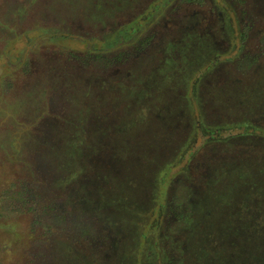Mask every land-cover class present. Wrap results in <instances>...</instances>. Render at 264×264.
I'll return each mask as SVG.
<instances>
[{"label":"rangeland","instance_id":"1","mask_svg":"<svg viewBox=\"0 0 264 264\" xmlns=\"http://www.w3.org/2000/svg\"><path fill=\"white\" fill-rule=\"evenodd\" d=\"M0 264H264V0H0Z\"/></svg>","mask_w":264,"mask_h":264},{"label":"trees","instance_id":"2","mask_svg":"<svg viewBox=\"0 0 264 264\" xmlns=\"http://www.w3.org/2000/svg\"><path fill=\"white\" fill-rule=\"evenodd\" d=\"M239 2H242V0H238ZM247 22V21H246ZM248 23V22H247ZM244 26H246L248 29H250V25H249V23H248V25H244ZM244 30H246V28L244 29ZM245 34V36H246V31H243V35Z\"/></svg>","mask_w":264,"mask_h":264}]
</instances>
